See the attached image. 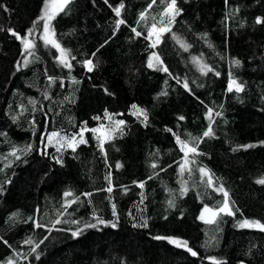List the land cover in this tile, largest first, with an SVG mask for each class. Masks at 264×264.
Segmentation results:
<instances>
[{
	"label": "trees",
	"instance_id": "trees-1",
	"mask_svg": "<svg viewBox=\"0 0 264 264\" xmlns=\"http://www.w3.org/2000/svg\"><path fill=\"white\" fill-rule=\"evenodd\" d=\"M49 1L0 0V264H264V232L239 226L264 223V0H176L170 25L161 16L170 0H71L50 21L71 69L40 39ZM161 19L170 30L153 47ZM12 32L35 42L33 55ZM230 77L241 92L228 91ZM209 108L213 135L203 137ZM119 120L111 138L90 131ZM83 129L75 151L47 140ZM173 133L199 138L200 155L185 158ZM220 185L235 214L207 224L199 217L222 204Z\"/></svg>",
	"mask_w": 264,
	"mask_h": 264
},
{
	"label": "snow or ice",
	"instance_id": "snow-or-ice-1",
	"mask_svg": "<svg viewBox=\"0 0 264 264\" xmlns=\"http://www.w3.org/2000/svg\"><path fill=\"white\" fill-rule=\"evenodd\" d=\"M71 0H50L49 3H46L45 5V10L43 12V14L40 17V20H43V34L41 35L40 39L43 41V43L46 46H51L53 48H55L59 54H60V62L61 64L66 67L71 69L72 65L68 62V57L71 55L70 51L67 49H64L61 47V45L57 42V40L54 38L55 37V33L51 28V24L50 21L52 19L55 18V15L59 12V11H63L64 7L70 3ZM108 0H105V3H107ZM156 2V0H152V3L154 4ZM163 2V0H162ZM53 9V11H49V9ZM124 8V4L121 3L119 5V7H115L113 9V11L115 12V15L117 17L121 16V10ZM179 14V9L176 8V0H170L169 3L166 4L163 12L161 13L162 17H168V25H170L174 19L175 16ZM145 19V14L141 13L140 14V20H144ZM125 21L123 19H118L116 21V28L117 30L119 29L120 25L124 24ZM256 23H264V21H262L261 19H257ZM160 27L157 28V25L154 23L151 27V30L148 32V37L149 39L152 38L153 34H156V39L152 42V46L154 47L156 43L159 42L160 39V34H162L164 31L166 30H170L169 28H167V26L164 24V20L161 19L160 22ZM132 31L137 35L140 36L141 33L137 32L135 28L132 29ZM12 35L16 36L17 39L21 40V43L24 45V49L26 52H28L29 55H33L34 53L31 52V49L35 48V42L34 41H30L29 39H27V37H21L19 34H17L16 32H12ZM28 35H32L31 31L29 32ZM183 46V45H182ZM186 47V46H185ZM153 56L155 57V59L157 61H159V57L156 56L155 54H153ZM72 59H75V57H72ZM25 63H27V60L25 61ZM234 63L236 65L240 64L239 60L234 61ZM84 64L87 68V70L89 72L93 71L94 68L96 67L95 64H93L92 60H86L84 61ZM148 66L149 67H153V63H152V58H149V62H148ZM163 71H167L166 68L163 69ZM202 73L206 74L207 72H211L213 71L212 68L204 65L201 68ZM217 75H219V73H216ZM51 79V78H50ZM185 87L186 90H188V84L184 83L183 85ZM233 87H235V91L236 92H241L243 90V85L238 83L234 78L230 77V82L228 85V91H233ZM162 95L166 94V93H161ZM132 108L134 109L133 114L137 115L138 117L142 116L143 117V122H146L148 117H147V113L145 110L138 108L136 105H132ZM213 110L211 108L208 109V115L207 118L209 119L210 123L208 126V129L205 130L203 132V137H209L211 135H213V131H212V121H211V114H212ZM217 116L220 115L219 112L216 113ZM110 120L112 119L111 116L108 117ZM180 119L182 120L183 117H180ZM115 128L113 129H109V130H105L103 128V126H101V128H93L90 131H92L94 134L96 133H100L102 134V136L105 139L111 138L112 133L115 131L120 130L121 126L125 123L123 120H119V121H115ZM88 129H83L80 133H79V139H77L75 136H73L70 139H67L65 137H62L60 135V133L58 132H52L48 137L47 140L49 143H51L53 141V138H56V143L60 144L62 147L63 146H67L70 147L73 151H75L76 146L79 144H86L87 140L84 139L83 137V133L84 131H87ZM168 131H172L171 129H168ZM173 135L176 137V142L177 144L180 146V150L184 153L185 158L188 157L189 153H192L194 155H200V153L197 152V147H198V142H199V138H193L191 141H185L182 140L179 135L173 133ZM99 141H100V146H101V150H103V143H104V139L101 138V135H97L96 137ZM253 145H247V146H243V147H252ZM27 150H31V146H28ZM60 149L57 148V151H59ZM12 155H16L15 152L12 153ZM17 159H19V157L17 156ZM57 163H63L62 160H57ZM117 168L121 167V165L117 164L116 166ZM153 167H156L155 164H153ZM181 174L185 171V166L182 164L181 168H180ZM200 173L202 176H207L208 180L207 183L210 186H213V179L211 174L209 173L208 170H206L205 168H200L199 169ZM107 179L109 180V183L111 184V178L110 176L107 177ZM259 184H264V178L259 179L256 181ZM143 183L139 184V187L143 188ZM187 189L183 187L181 188V194L183 195L184 192ZM107 191L109 193H111L112 188L111 186L107 189ZM214 191H217L218 193H222L223 194V202L221 205H219L216 208L210 207L208 205H205L201 215H200V219L203 220L205 223L207 224H211L214 223L216 221V218L221 214L224 213L226 215H234L235 212L233 211V207L231 205L230 199H229V194L227 192V190L224 188L223 185H220L219 187H214ZM72 193L70 192H66L65 196H71ZM85 195H91L90 193H86ZM78 199V198H77ZM71 203H75V199L73 201H71ZM171 205V201L169 202ZM235 211H239V209H235ZM113 214L115 215V205L113 204ZM208 214V219H205V215ZM60 220H57L56 223H60ZM100 223H104V221L100 220ZM72 223L77 224L79 223V221H72ZM42 225L40 224H36V227H41ZM115 225H113L114 227ZM136 226V225H134ZM143 226H147V223L145 221V224ZM240 227H253L256 228L258 230H260L261 232H264V223H261L258 220H250V219H245L243 220L240 224ZM86 227H95V225H86ZM82 229H78L77 231H74L72 233V235L78 236L81 233ZM155 239H167L169 243L175 245L176 247H183L184 249H186L187 251H189L191 253V255L196 256L197 253L195 251H193L191 248L188 247V243L187 241H183V240H179L177 238H169V237H154ZM6 243V241H5ZM26 243L28 244H32L33 242L31 240L26 241ZM39 245L37 244L36 247H38ZM33 251H35V248H33ZM38 258V257H37ZM213 261V264H222V262H217L215 261V258H210Z\"/></svg>",
	"mask_w": 264,
	"mask_h": 264
},
{
	"label": "rangeland",
	"instance_id": "rangeland-1",
	"mask_svg": "<svg viewBox=\"0 0 264 264\" xmlns=\"http://www.w3.org/2000/svg\"><path fill=\"white\" fill-rule=\"evenodd\" d=\"M50 2V1H49ZM48 2V3H49ZM53 9H49V11L51 12ZM86 67V66H85ZM87 69V68H86ZM233 89H235V87H233ZM61 136H62V134H60ZM63 137V136H62ZM56 141V138H53V141L51 142V143H49V145H55V146H58V147H60V144H58V143H56L55 142Z\"/></svg>",
	"mask_w": 264,
	"mask_h": 264
}]
</instances>
